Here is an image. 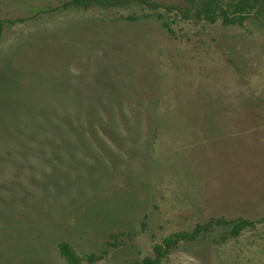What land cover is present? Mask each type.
I'll return each mask as SVG.
<instances>
[{"label": "rangeland", "instance_id": "374dc122", "mask_svg": "<svg viewBox=\"0 0 264 264\" xmlns=\"http://www.w3.org/2000/svg\"><path fill=\"white\" fill-rule=\"evenodd\" d=\"M66 1L0 0L29 18L0 42V264H65L61 242L132 264L211 217H264V19ZM161 264H264V223Z\"/></svg>", "mask_w": 264, "mask_h": 264}, {"label": "trees", "instance_id": "16d2710c", "mask_svg": "<svg viewBox=\"0 0 264 264\" xmlns=\"http://www.w3.org/2000/svg\"><path fill=\"white\" fill-rule=\"evenodd\" d=\"M131 6L152 12L164 8L166 13H172L182 20L204 22L210 25L221 23L224 26L242 27L248 20L264 19V0H183L180 5L166 6L153 0H68L59 9H88L91 7L108 9ZM157 17L161 20L162 28L168 34H173L170 23L161 16ZM28 19L0 18V42L6 25L23 23ZM262 223H264V217L256 220L242 217L233 219L223 216L211 217L203 223H196L190 230H179L167 235L152 245L149 255L132 264H161L171 252L181 245L191 246L205 239H211L214 245H222ZM112 239L114 242H107V246L117 248L122 244L118 237L113 236ZM57 249L65 264H109L102 255L93 253L78 255L67 242L59 243Z\"/></svg>", "mask_w": 264, "mask_h": 264}]
</instances>
